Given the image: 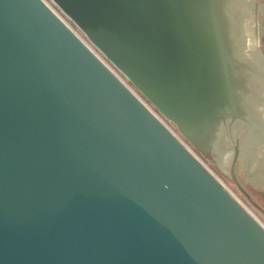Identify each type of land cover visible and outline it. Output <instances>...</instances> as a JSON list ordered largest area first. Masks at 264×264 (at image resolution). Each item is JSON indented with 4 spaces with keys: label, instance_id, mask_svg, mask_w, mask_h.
<instances>
[{
    "label": "water",
    "instance_id": "1",
    "mask_svg": "<svg viewBox=\"0 0 264 264\" xmlns=\"http://www.w3.org/2000/svg\"><path fill=\"white\" fill-rule=\"evenodd\" d=\"M51 1L264 213L234 172L264 147L240 0ZM103 62L42 0H0V264H264V224Z\"/></svg>",
    "mask_w": 264,
    "mask_h": 264
},
{
    "label": "rangeland",
    "instance_id": "2",
    "mask_svg": "<svg viewBox=\"0 0 264 264\" xmlns=\"http://www.w3.org/2000/svg\"><path fill=\"white\" fill-rule=\"evenodd\" d=\"M260 5L264 6V1L259 3ZM56 9V8H55ZM56 11L64 18V20L68 23L70 28L106 63H108L109 67L112 69V71L126 84V86L135 93L136 96H138L142 102L154 113L156 117H158L167 127L170 129V132L174 133L180 141L183 142V144L186 146V148L222 183V185L247 209L249 210L255 218H257L262 224H264V214H262L259 210H257L251 202L247 201L243 195L239 192L238 188L233 184V181L230 178V162L231 158L233 155V152L227 151L224 153V156L222 157L221 161H216L214 162L213 160H210L208 158L203 157L201 154H199L176 130V128L168 122L165 118H163L147 101L143 99V97L132 87L131 84L121 75L90 43L89 41L85 38V36L74 26V24L64 15L60 12V10ZM264 9L260 8L258 9V21H259V38L258 33L254 34L253 29L249 31V39L251 42L252 50L258 49V52L260 53L261 56H264ZM258 32V30H257ZM256 42H253V40H256ZM242 160L245 159L243 154H241ZM257 156L264 157V151L261 152L259 150ZM262 161V159H261ZM242 162V161H240ZM243 164H239V170H238V181L239 184L243 187L245 191H247L251 199L254 203H256L258 206H261L264 208V161L261 162L260 164V172L258 174L253 173L254 169V164L252 163L250 167V171H248V174L252 175V178L255 181H258L259 179V184H260V189L256 188L252 185L250 181H248V177L244 176V171H243ZM249 178V179H252Z\"/></svg>",
    "mask_w": 264,
    "mask_h": 264
},
{
    "label": "bare ground",
    "instance_id": "3",
    "mask_svg": "<svg viewBox=\"0 0 264 264\" xmlns=\"http://www.w3.org/2000/svg\"><path fill=\"white\" fill-rule=\"evenodd\" d=\"M238 9L240 10V15H239V18L237 20V24H238V28L240 30L241 45H242L243 50L249 51V53L247 54V56L250 57L251 59L248 62V64L250 66H252L254 69H256L257 71H259L260 74H261L259 80L257 78L259 87H261V86H264V66H262V65H264V62H258V59L256 58L255 54L259 55V53L252 50V47H251L252 45H251V42H250V39H249V34H248L249 31L252 30V29H253V32H254V27L252 28V26H253V24H255V22H253V20H254L256 11L254 10V6L252 4H250V2L247 1V0H240V2H238ZM258 57L260 58V55ZM261 61H262V58H261ZM103 63L106 64L107 66L109 65L106 62H103ZM131 92L135 95V93L133 91H131ZM254 94H255L254 95L255 96V99H254V103L253 104H254V107H255L254 110H255L256 120L259 121L260 130H261L262 133H264V118H262V112H261L262 101H264V88H262V89L258 88L257 91H254ZM135 97L137 99H139V101L151 112V114L153 116H155L154 113L142 102V100L138 96L135 95ZM156 119L163 126H165L168 129V127L158 117H156ZM168 130L170 131V129H168ZM172 134L177 138V140L179 142H182V141L179 140V138L174 133H172ZM221 144H219L220 145V147H219L220 149H218V150H220L219 156L222 158L223 153L225 152L226 149H225V146L224 145H221ZM249 150H253L254 153L257 155V153L255 152V149H254V146H253V143L252 142H249V143L248 142H242V147H241L242 154L243 155L247 154L249 152Z\"/></svg>",
    "mask_w": 264,
    "mask_h": 264
},
{
    "label": "flooded vegetation",
    "instance_id": "4",
    "mask_svg": "<svg viewBox=\"0 0 264 264\" xmlns=\"http://www.w3.org/2000/svg\"><path fill=\"white\" fill-rule=\"evenodd\" d=\"M257 1V9H256V11H258V9L260 8V10L261 9H264V6H262V5H260L259 3L260 2H262V1H264V0H256ZM262 12H264V11H262ZM253 22H255V24H253V26H252V28L254 27V33L256 32V34H257V30H258V38H259V21H258V13L256 12L255 13V17H254V20H253ZM257 25H258V28H257ZM257 41V39L256 40H253V42H256ZM253 48H256V47H252V49ZM253 51H256V52H258V49H255V50H253ZM259 53V52H258ZM259 55H260V53H259ZM259 55H257V54H255V56H256V58L258 59V62H262L261 61V58H259L258 56ZM261 56V55H260ZM262 58H264V56H262ZM262 64V63H261ZM262 66H264V65H262ZM261 112H262V118H264V107H261ZM261 152L262 151H264V147H262L261 149ZM198 152V151H197ZM199 153V152H198ZM200 154V153H199ZM203 156V155H202ZM244 157H245V159L244 160H242V156L239 154L238 155V157H237V160H236V162H235V165H234V172H235V177H236V180L238 181V176H237V174H238V168H239V164L240 163H242L243 164V171H244V176H247L248 177V181H250L251 183H252V185L254 186V187H256V188H259L260 189V182H259V179H258V181H255L253 178H252V176L250 175V174H248V171H250V167L252 168L253 166H251L252 165V163L254 164V169H253V173H255V174H258V172H260V170H259V168H260V164H261V162L262 161H264V157H261V156H257L255 153H254V151L253 150H249V152L247 153V154H245V155H243ZM261 158H262V161H261ZM232 160H233V155H232V158H231V162H230V168H231V163H232ZM240 161H242V162H240ZM229 168V169H230ZM230 171V170H229ZM239 175V174H238ZM239 177H240V175H239ZM230 178H231V180H232V177H231V174H230ZM249 178H252V179H249ZM233 181V180H232ZM239 182V181H238ZM233 184H234V182H233ZM235 185V184H234ZM236 186V185H235ZM237 188V187H236ZM243 188V187H242ZM240 192V191H239ZM247 192V191H246ZM248 193V192H247ZM249 194V193H248ZM249 196H250V194H249ZM244 197V196H243ZM250 198H251V196H250ZM247 200V199H246ZM252 200V199H251ZM247 201H249V200H247ZM250 202V201H249ZM262 210H264V208H262L261 206H259ZM262 214H264V213H262Z\"/></svg>",
    "mask_w": 264,
    "mask_h": 264
},
{
    "label": "built area",
    "instance_id": "5",
    "mask_svg": "<svg viewBox=\"0 0 264 264\" xmlns=\"http://www.w3.org/2000/svg\"><path fill=\"white\" fill-rule=\"evenodd\" d=\"M69 28L70 26L68 23L64 20V18L56 11L59 10L57 6L51 1V0H42ZM56 8V9H55ZM61 12V11H60ZM62 13V12H61ZM63 14V13H62ZM101 59V58H100ZM111 69V68H110Z\"/></svg>",
    "mask_w": 264,
    "mask_h": 264
},
{
    "label": "crops",
    "instance_id": "6",
    "mask_svg": "<svg viewBox=\"0 0 264 264\" xmlns=\"http://www.w3.org/2000/svg\"><path fill=\"white\" fill-rule=\"evenodd\" d=\"M257 12V11H256ZM257 28H258V25H257ZM258 33V32H257Z\"/></svg>",
    "mask_w": 264,
    "mask_h": 264
}]
</instances>
